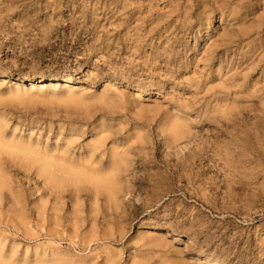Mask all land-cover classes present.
I'll return each mask as SVG.
<instances>
[{
    "label": "rangeland",
    "instance_id": "rangeland-1",
    "mask_svg": "<svg viewBox=\"0 0 264 264\" xmlns=\"http://www.w3.org/2000/svg\"><path fill=\"white\" fill-rule=\"evenodd\" d=\"M200 1L0 0V139L52 161L0 155V264H264V0Z\"/></svg>",
    "mask_w": 264,
    "mask_h": 264
},
{
    "label": "bare ground",
    "instance_id": "bare-ground-1",
    "mask_svg": "<svg viewBox=\"0 0 264 264\" xmlns=\"http://www.w3.org/2000/svg\"><path fill=\"white\" fill-rule=\"evenodd\" d=\"M183 2H185V3H187V2H189L190 0H182ZM194 1V0H193ZM195 1H197V0H195ZM213 1V0H212ZM247 2H249L250 0H246ZM121 2V1H120ZM207 2H208V0H207ZM211 2V1H210ZM134 3V2H133ZM204 4V3H202V0L200 1V2H197V7L198 6H201V4ZM206 3V2H205ZM225 3V2H224ZM119 4V3H118ZM196 4V3H195ZM217 4V3H216ZM220 4V3H219ZM227 4V3H226ZM244 4V3H243ZM261 4H262V2H261ZM209 5H211V4H209ZM221 6H224V4L223 3H221L220 4ZM179 6V7H178ZM180 5H177V8L176 9H174V10H172V13H171V15L168 17L169 19H167L165 22H164V24L162 25V28H165V30H168L169 29V27L172 25V23H173V21H174V19L178 16H180V14H181V11H179L178 9H180ZM233 7V6H232ZM238 7H239V5H238ZM241 7H243V5L241 4ZM201 8H203V7H201ZM208 8V7H207ZM237 8V7H236ZM246 8V7H245ZM192 9V8H191ZM195 9H198V8H195ZM200 9V8H199ZM205 9V8H204ZM209 10V9H208ZM216 10V9H215ZM218 10V9H217ZM234 10H236V9H234ZM262 11L264 10V8L263 9H261ZM203 11V10H202ZM237 11V10H236ZM236 11H235V13H236ZM208 12V11H207ZM238 12V11H237ZM185 13V12H184ZM261 13V12H260ZM205 14V13H204ZM240 14V13H239ZM262 14V13H261ZM260 14V15H261ZM174 15V16H173ZM206 16H207V13H206ZM242 16H244L243 14H242ZM177 17V18H178ZM231 17V16H230ZM256 17V16H255ZM244 18V17H243ZM260 18V17H259ZM258 18V19H259ZM254 19V18H253ZM163 20V19H162ZM241 20H242V18H241ZM150 21V20H149ZM156 21V20H155ZM154 21V22H155ZM239 21V20H238ZM157 22V21H156ZM163 23V22H162ZM160 24L157 22V25H156V29H157V27H160L159 26ZM179 24L178 25H176V27H175V29H179ZM243 26V25H242ZM151 28V27H150ZM247 28V27H246ZM257 28V27H256ZM158 29H160V28H158ZM157 29V30H158ZM188 29H191V27H189V28H187L186 30H188ZM156 30V31H157ZM247 30V29H246ZM71 79L70 78H67V79H65V81H64V83H62V85H59L58 83H56V84H51V85H49V86H66L67 85V83L70 81ZM41 84H43V81H32V82H30L29 83V86H28V88H27V90L28 91H33V90H36L37 88H39V87H42V85ZM41 85V86H40ZM179 128V127H178ZM9 155V156H11V155H13V156H16V157H19L22 161H29V162H31V163H39V165H41V167H42V169L43 170H46V172H47V170H50L51 169V167H52V165H51V162L48 160V158L46 157V156H41L40 154H38V153H36L35 151H33L32 149H29V148H23V147H16L15 145H13V144H9V143H6V142H4L3 140H1L0 139V155ZM15 160V159H14ZM62 160V159H61ZM17 162H18V159L16 160ZM57 162V161H56ZM32 166H33V164H32ZM39 170H41V169H39ZM68 170V169H67ZM243 170V169H242ZM42 171V170H41ZM45 172V171H44ZM76 172V171H75ZM48 174V173H47ZM65 174H67V173H65ZM76 174V173H75ZM74 174V175H75ZM50 175V174H49ZM48 175V176H49ZM47 178V177H46ZM56 178V177H55ZM233 178V177H232ZM246 178V177H245ZM50 181V180H49ZM238 198V197H237ZM240 202V201H239Z\"/></svg>",
    "mask_w": 264,
    "mask_h": 264
}]
</instances>
